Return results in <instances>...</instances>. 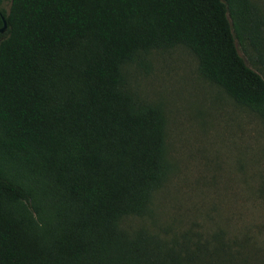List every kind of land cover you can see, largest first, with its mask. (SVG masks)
<instances>
[{"label":"trees","instance_id":"trees-1","mask_svg":"<svg viewBox=\"0 0 264 264\" xmlns=\"http://www.w3.org/2000/svg\"><path fill=\"white\" fill-rule=\"evenodd\" d=\"M0 0V264H264L218 229L127 234L165 180V115L125 66L176 45L264 121V15L251 0ZM259 254V255H258Z\"/></svg>","mask_w":264,"mask_h":264},{"label":"rangeland","instance_id":"rangeland-1","mask_svg":"<svg viewBox=\"0 0 264 264\" xmlns=\"http://www.w3.org/2000/svg\"><path fill=\"white\" fill-rule=\"evenodd\" d=\"M251 1L264 15V0ZM237 48L264 78V60L247 44ZM125 74L133 91L164 112L170 167L145 211L124 215L119 227L167 242L221 229L263 258L264 121L205 79L183 45L150 50Z\"/></svg>","mask_w":264,"mask_h":264},{"label":"water","instance_id":"water-1","mask_svg":"<svg viewBox=\"0 0 264 264\" xmlns=\"http://www.w3.org/2000/svg\"><path fill=\"white\" fill-rule=\"evenodd\" d=\"M6 29V23L4 19L2 18V26L0 27V34L3 33Z\"/></svg>","mask_w":264,"mask_h":264}]
</instances>
